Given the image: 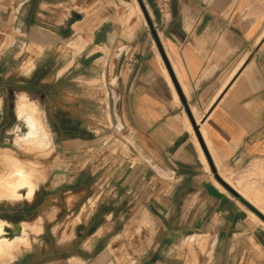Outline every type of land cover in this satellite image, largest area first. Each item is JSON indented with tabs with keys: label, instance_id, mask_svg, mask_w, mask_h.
<instances>
[{
	"label": "crops",
	"instance_id": "1",
	"mask_svg": "<svg viewBox=\"0 0 264 264\" xmlns=\"http://www.w3.org/2000/svg\"><path fill=\"white\" fill-rule=\"evenodd\" d=\"M125 1L40 4L71 5L55 17L52 33L74 31L78 22L94 52L127 45L122 123L135 154L132 171L161 174L149 181L160 190L148 203L161 224L157 248L174 233L193 232L189 237L211 238L213 264H264V220L215 177L216 171L264 214V0H146L180 92L152 28L150 40L141 26L126 28L117 17ZM75 12L83 17L71 21Z\"/></svg>",
	"mask_w": 264,
	"mask_h": 264
},
{
	"label": "rangeland",
	"instance_id": "2",
	"mask_svg": "<svg viewBox=\"0 0 264 264\" xmlns=\"http://www.w3.org/2000/svg\"><path fill=\"white\" fill-rule=\"evenodd\" d=\"M130 1L117 6V17L126 28L141 26L152 40L138 1ZM40 3L0 0V151H15L42 168L32 199H0L2 219L42 225L40 232H30L31 246L30 240L19 243L11 250L14 257L1 263L213 264L211 238L189 237L193 232L174 233L157 248L161 224L148 203L160 190L149 181L161 174L132 171L135 154L122 123L127 45L119 41L94 52L97 47L84 43L88 30L78 22L71 24L74 31L52 33L55 17L71 5L42 9ZM132 6L134 14L126 19ZM70 14L71 9L57 26L67 24ZM82 17L75 12L71 21ZM23 93L45 112L54 143L47 157L14 142Z\"/></svg>",
	"mask_w": 264,
	"mask_h": 264
},
{
	"label": "bare ground",
	"instance_id": "3",
	"mask_svg": "<svg viewBox=\"0 0 264 264\" xmlns=\"http://www.w3.org/2000/svg\"><path fill=\"white\" fill-rule=\"evenodd\" d=\"M132 14L133 6L123 16L128 19ZM16 110L19 122L13 128L14 142L25 150L47 157L54 143L45 112L25 93L19 95ZM14 152L10 149L0 151V199H32L38 191L42 168L39 162L22 159ZM41 230L40 221L15 223L0 218V263L14 257L11 250L19 243L29 242L31 231Z\"/></svg>",
	"mask_w": 264,
	"mask_h": 264
},
{
	"label": "water",
	"instance_id": "4",
	"mask_svg": "<svg viewBox=\"0 0 264 264\" xmlns=\"http://www.w3.org/2000/svg\"><path fill=\"white\" fill-rule=\"evenodd\" d=\"M137 1L139 2L140 6L142 8V11H143V13L145 15V18H146L147 22L149 23V25L152 28L153 35H154V38H155V42H156L157 46L159 47V50H160V52H161V54L163 56V59H164V61L166 63V66H167V68H168V70H169V72L171 74L173 82H174L177 90L180 92L179 85H178V83H177V81L175 79V76L173 74L172 67L169 64V62H168V60H167V58L165 56V51H164V49L162 47V44H161V42L159 40V36H158L157 32L155 31V29L153 28V21H152L151 15L149 14V11L147 10V6H146L144 0H137ZM188 114L190 116V119L192 120V123H193V125L195 127V130L198 133V137L200 138V142H201L202 146L204 147V149L206 151V148H205V145H204V143L202 141V138H201V136H200V134L198 132L197 127L195 126V122H194L193 116H192V114H191V112L189 110H188ZM18 122H19V119L17 118V123ZM212 168L214 170L213 165H212ZM215 177L229 192H231L234 196H236L240 201H242L246 206H248L252 211H254L260 218H262L264 220V214L258 208H256L251 202H249L243 195H241L231 184H229L218 173H216V171H215Z\"/></svg>",
	"mask_w": 264,
	"mask_h": 264
}]
</instances>
